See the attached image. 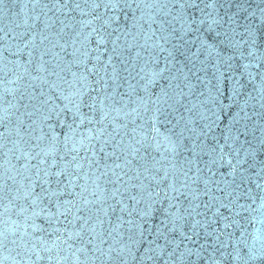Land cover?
<instances>
[{
  "label": "snow or ice",
  "instance_id": "obj_1",
  "mask_svg": "<svg viewBox=\"0 0 264 264\" xmlns=\"http://www.w3.org/2000/svg\"><path fill=\"white\" fill-rule=\"evenodd\" d=\"M0 264H264V0H0Z\"/></svg>",
  "mask_w": 264,
  "mask_h": 264
},
{
  "label": "water",
  "instance_id": "obj_2",
  "mask_svg": "<svg viewBox=\"0 0 264 264\" xmlns=\"http://www.w3.org/2000/svg\"><path fill=\"white\" fill-rule=\"evenodd\" d=\"M249 231H251V229H249Z\"/></svg>",
  "mask_w": 264,
  "mask_h": 264
}]
</instances>
